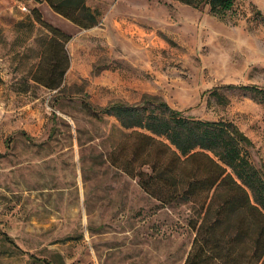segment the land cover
Listing matches in <instances>:
<instances>
[{
  "label": "rangeland",
  "instance_id": "obj_1",
  "mask_svg": "<svg viewBox=\"0 0 264 264\" xmlns=\"http://www.w3.org/2000/svg\"><path fill=\"white\" fill-rule=\"evenodd\" d=\"M87 3L101 20L81 28L46 0H0V230L22 250L0 236V264H184L189 205L163 204L150 193L159 183L148 190L127 173L145 143L88 102L148 94L233 122L264 169V16L251 0H236L226 19L178 0ZM33 9L70 36L56 89L35 80L38 70L48 79L45 29L17 26Z\"/></svg>",
  "mask_w": 264,
  "mask_h": 264
},
{
  "label": "trees",
  "instance_id": "obj_2",
  "mask_svg": "<svg viewBox=\"0 0 264 264\" xmlns=\"http://www.w3.org/2000/svg\"><path fill=\"white\" fill-rule=\"evenodd\" d=\"M46 1L53 11L81 28L93 27L101 20V12L87 0ZM178 1L196 9H208L220 19L230 16L236 3ZM36 23L45 29L39 67L48 54V79L40 76L38 70L35 80L56 89L70 65L66 49L70 36L45 23L37 9L19 20L17 26L32 32ZM239 87L257 89L249 85ZM88 105L100 118L103 114L113 115L123 128L132 129L130 135L145 143L137 156L139 167H126L129 175L139 176L148 190L149 185L159 183L158 190L150 193L163 204L189 205L188 226L195 236L184 264H264V169L248 158L246 149L252 142L237 125L194 118L148 94L140 103L116 100L102 108L89 102ZM0 236L21 250L6 232L0 230ZM37 259L50 263L46 258Z\"/></svg>",
  "mask_w": 264,
  "mask_h": 264
},
{
  "label": "crops",
  "instance_id": "obj_3",
  "mask_svg": "<svg viewBox=\"0 0 264 264\" xmlns=\"http://www.w3.org/2000/svg\"><path fill=\"white\" fill-rule=\"evenodd\" d=\"M251 1H252V3H254L257 6V8L260 10V12L264 16V0H251ZM180 4H183V3H180ZM185 6H187V5H185ZM188 6H190V5H188Z\"/></svg>",
  "mask_w": 264,
  "mask_h": 264
},
{
  "label": "built area",
  "instance_id": "obj_4",
  "mask_svg": "<svg viewBox=\"0 0 264 264\" xmlns=\"http://www.w3.org/2000/svg\"><path fill=\"white\" fill-rule=\"evenodd\" d=\"M22 8H23V9H26V6L24 5V6H22Z\"/></svg>",
  "mask_w": 264,
  "mask_h": 264
}]
</instances>
